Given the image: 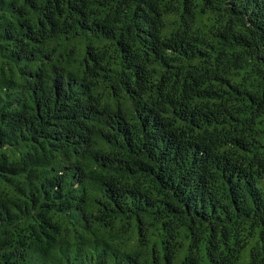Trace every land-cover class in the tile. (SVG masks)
I'll return each instance as SVG.
<instances>
[{
    "label": "trees",
    "instance_id": "16d2710c",
    "mask_svg": "<svg viewBox=\"0 0 264 264\" xmlns=\"http://www.w3.org/2000/svg\"><path fill=\"white\" fill-rule=\"evenodd\" d=\"M0 264H264V0H0Z\"/></svg>",
    "mask_w": 264,
    "mask_h": 264
}]
</instances>
